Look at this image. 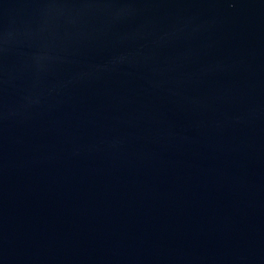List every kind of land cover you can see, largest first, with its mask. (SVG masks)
<instances>
[{"label": "water", "instance_id": "obj_1", "mask_svg": "<svg viewBox=\"0 0 264 264\" xmlns=\"http://www.w3.org/2000/svg\"><path fill=\"white\" fill-rule=\"evenodd\" d=\"M0 264H264V0H0Z\"/></svg>", "mask_w": 264, "mask_h": 264}]
</instances>
